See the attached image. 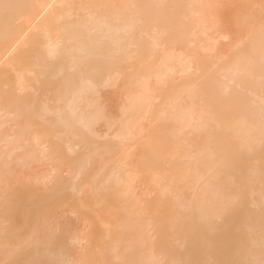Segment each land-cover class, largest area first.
Returning a JSON list of instances; mask_svg holds the SVG:
<instances>
[{
    "label": "bare ground",
    "instance_id": "6f19581e",
    "mask_svg": "<svg viewBox=\"0 0 264 264\" xmlns=\"http://www.w3.org/2000/svg\"><path fill=\"white\" fill-rule=\"evenodd\" d=\"M0 264H264V0H0Z\"/></svg>",
    "mask_w": 264,
    "mask_h": 264
}]
</instances>
